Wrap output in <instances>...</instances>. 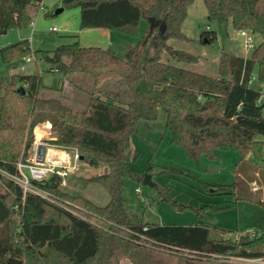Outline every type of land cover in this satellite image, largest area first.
I'll return each instance as SVG.
<instances>
[{"label": "trees", "instance_id": "trees-1", "mask_svg": "<svg viewBox=\"0 0 264 264\" xmlns=\"http://www.w3.org/2000/svg\"><path fill=\"white\" fill-rule=\"evenodd\" d=\"M193 1L61 0L63 6L81 8L82 28L134 35L141 18L148 19L142 41L128 42L124 56L78 39L42 52L50 70L63 81L78 75L68 82L79 91L84 90L82 80L87 76L95 87L108 80L122 82L129 94L122 84L111 83L101 94H90L82 109H74L61 95L64 82L48 87L60 91V97L43 96L37 74L13 73L8 80L0 75V167L19 174V161H31L36 127L49 122L55 136L48 140L52 145L77 149L89 164L108 168L92 179L110 194L106 205H98L81 194H68L61 187L62 177L52 175L38 183L51 199L41 198L32 192L25 195L17 182L1 174L0 264H249L241 258L264 259V232L238 233L209 224L205 208L197 210L202 221L190 225L145 224L136 220L124 196L127 175L137 180L145 176L130 166L138 155L131 134L139 119L151 124L161 109L172 141L192 159L197 161L202 154L217 157L219 149H237L241 158L236 179L244 180L245 167L254 176L264 172V97L250 83L257 64L258 79L264 82V0H204L209 21L261 36L248 57L222 51L216 74L179 64L200 60V55L173 43L189 40L183 24ZM43 2L0 0V34L32 23ZM217 39V30L207 28L201 34L204 42ZM31 53L28 39L1 48L5 62ZM21 84H27L26 95L17 91ZM250 153L261 158L262 167L248 162ZM62 197L88 211L64 206ZM258 200L264 204L262 198Z\"/></svg>", "mask_w": 264, "mask_h": 264}, {"label": "rangeland", "instance_id": "rangeland-1", "mask_svg": "<svg viewBox=\"0 0 264 264\" xmlns=\"http://www.w3.org/2000/svg\"><path fill=\"white\" fill-rule=\"evenodd\" d=\"M141 1L151 3L154 0ZM47 12L50 14L48 15ZM80 12L79 6H63L61 0H44L32 23L22 27H13L1 33L0 75L4 80H8L13 73L37 74L43 85L41 95L53 97H60V91L55 89L49 91L45 87L62 85L64 82L61 95L66 104L74 109H82L86 106L83 104L86 103L90 94L93 92L101 94L100 90L111 83L122 84L123 91L129 94L122 82L108 80L101 87H95L92 79L87 76H84L87 80H82L84 90L79 91L77 87L68 82L77 78L78 75H73L68 81H63L61 75L50 70L51 64L42 54L44 51L54 50L62 44L78 39L86 46L110 47L119 55L124 56L127 51L126 42L138 44L149 29V21L146 17L141 18L137 33L134 35L101 27L82 28ZM188 13L183 24V31L189 40L173 42L177 48L189 49L200 55L199 62L195 64L179 63L186 67L216 74L222 51L248 57L254 46L261 41L260 35L253 34L249 30L245 36L242 35V30L236 29L232 24L220 27L216 21H209L208 9L204 0H194L188 7ZM53 26L57 29L53 30ZM207 28L218 32V39L213 43L201 40V34ZM105 31L112 33L111 43L107 39H102V36L106 34ZM248 36L251 37L253 46L247 45ZM21 39L30 40L32 50L30 56L33 60L28 62L24 58H18L5 62L1 48ZM258 71L259 65L257 64L253 73L252 85L259 89L264 97V82L258 79ZM77 80L80 78L75 79L76 82ZM76 98L79 102L75 101ZM137 122L131 134V146L138 150V155L130 161V166L144 173L145 176L142 180H137L129 174L125 178L124 185L127 205L135 214L136 220L145 224L190 225L202 221L197 216V210L205 208L209 213L205 220L209 224L238 233L264 232V204L258 200L261 196L251 192L255 190L250 185L248 188L244 180L236 179V167L241 158L239 150L219 149L217 157L202 154L196 161L189 156L182 145L172 141L171 133L166 130L164 109L160 110L157 119L151 124L143 119ZM47 123L36 127L35 145L45 144L47 148L56 150L57 155L58 153L64 155L67 152L72 158L71 163L73 165L78 163V166L66 176L67 184L62 185V189L70 195L81 194L98 205H106L110 200L108 189L100 181L92 179L93 176L104 172L106 167L101 164L91 165L81 157L75 161L77 149L68 150L52 145L48 140L55 136L50 130L51 125ZM54 152L51 151V157ZM261 156L264 158V148ZM248 157L254 164L261 163V158L254 153H250ZM25 171L28 172V169L26 168ZM146 176L151 177L153 184L145 183ZM235 183L237 186H234ZM219 186L228 188L219 189ZM60 202L81 213L88 211L85 206L68 197H62ZM125 264H130V262L125 261Z\"/></svg>", "mask_w": 264, "mask_h": 264}, {"label": "built area", "instance_id": "built-area-1", "mask_svg": "<svg viewBox=\"0 0 264 264\" xmlns=\"http://www.w3.org/2000/svg\"><path fill=\"white\" fill-rule=\"evenodd\" d=\"M52 29L56 30L57 27L53 26ZM242 35L247 36V30H242ZM246 43L248 46H253L251 37L248 36V38L246 39ZM24 59L29 62L33 60V57L26 56L24 57ZM22 69L25 70V67L22 66ZM253 82H254V77L250 80V83ZM26 85L27 84H24L25 87ZM262 98L259 101H261ZM39 146L40 145L36 146L37 152H35V156L33 160H31L28 163L19 161L18 163L19 174L16 175L10 174L4 171L0 167V176L1 174H3L8 178H10V180L12 179L13 181L17 182L22 187L25 195L28 192H32L37 195H40L41 198L44 197L51 199V194L49 193V191L41 187L38 183L44 182L52 175H59L60 177H62L61 185H66L67 184L65 180L66 176L78 166V163L76 165H73L71 163L72 158L68 153H66L64 157H59V155L55 157H48L47 153L51 151H55L52 150L51 148H47L44 160L40 161ZM79 157H80L79 152H76L74 157L75 161H78ZM26 168L28 169V172L25 171ZM251 186L252 189L255 191H258L261 188V186L258 184L257 181H253L251 183ZM241 260L249 264H264L263 258H241Z\"/></svg>", "mask_w": 264, "mask_h": 264}, {"label": "crops", "instance_id": "crops-1", "mask_svg": "<svg viewBox=\"0 0 264 264\" xmlns=\"http://www.w3.org/2000/svg\"><path fill=\"white\" fill-rule=\"evenodd\" d=\"M106 32V31H105ZM102 39H107L110 43H111V41H112V33H110L109 31H108V33L106 32V34H105V36H102ZM128 42H126V44H127ZM114 50V49H113ZM46 90L48 89L49 90V88L48 87H46L45 88ZM47 124H49V125H51L50 123H47ZM41 131V130H40ZM35 152H37L36 151V145L34 146V151H33V155L31 156L32 157V160L34 159V156H35ZM56 150H55V152L53 153V155H52V157H55V156H58L57 154H56ZM50 153L51 152H49V153H47L48 154V157H51L50 156ZM56 154V155H55ZM65 156V155H64ZM59 157H61V156H59ZM247 160H248V162L250 163V164H252V165H255V166H257V167H262V164L261 163H259V164H254V163H252L251 161H250V159H249V157H247ZM102 173V172H101ZM244 173L245 174H241L242 175V178L245 180V182H246V184L248 185V188H250V186H251V183L253 182V181H257L258 182V184H260V186L261 187H263V189H261V190H258V191H251V192H254V193H257V195H259V196H261L260 198H262L263 199V196H264V172L263 171H258L257 173H256V176H254V174H253V172H252V170H250V168H248V167H245L244 168ZM253 175V176H252ZM250 185V186H249ZM264 200V199H263Z\"/></svg>", "mask_w": 264, "mask_h": 264}, {"label": "water", "instance_id": "water-1", "mask_svg": "<svg viewBox=\"0 0 264 264\" xmlns=\"http://www.w3.org/2000/svg\"><path fill=\"white\" fill-rule=\"evenodd\" d=\"M26 88L23 84L19 85L18 88H17V91L21 94V95H26L27 94V91H26ZM46 150H47V147L45 144H41L39 146V160L40 161H43L44 160V157H45V153H46ZM83 159V157H82ZM106 172L108 171V168L106 167L105 168ZM145 183H149V184H153L152 181H151V177L150 176H146L145 178Z\"/></svg>", "mask_w": 264, "mask_h": 264}, {"label": "bare ground", "instance_id": "bare-ground-1", "mask_svg": "<svg viewBox=\"0 0 264 264\" xmlns=\"http://www.w3.org/2000/svg\"><path fill=\"white\" fill-rule=\"evenodd\" d=\"M67 152H65L64 155H66ZM59 154V153H58ZM56 155V154H55ZM62 153L59 154V156L63 157L64 156Z\"/></svg>", "mask_w": 264, "mask_h": 264}]
</instances>
